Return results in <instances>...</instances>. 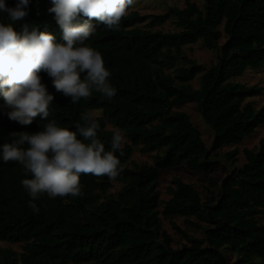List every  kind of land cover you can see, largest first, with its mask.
<instances>
[{
    "label": "trees",
    "instance_id": "16d2710c",
    "mask_svg": "<svg viewBox=\"0 0 264 264\" xmlns=\"http://www.w3.org/2000/svg\"><path fill=\"white\" fill-rule=\"evenodd\" d=\"M16 2L5 0L8 7ZM50 7V0H30L29 15L15 30L21 32L27 24L29 31H48L64 43ZM130 9L119 31L97 25L85 42L101 53L111 73L109 82L116 89L112 99L93 91L89 99L73 104L41 73L54 96L50 115L21 125L9 120L0 94V145L17 139L13 133L43 131L52 120L76 131L81 114L95 110L102 111L94 118L106 150H111L113 134L108 125L121 129L128 140L115 153L123 169L115 181L82 174V197L44 194L33 201L38 213L28 206L31 197L21 184L31 174L0 157V244L23 245L21 253L0 248V264H264V140L244 149L245 163L206 200L178 177L167 189V201L158 189L166 169L213 174L218 163L212 152L237 146L264 126V105L257 109L249 101L263 89L238 81L248 70L264 67V0H204L203 9L186 0L183 9L173 7L160 15ZM170 21L179 32L155 29ZM0 22H10L6 13H0ZM223 37L226 41L219 46ZM199 42L216 53L215 63L201 65L184 53V47ZM196 80L198 88L192 85ZM192 103L214 131L211 149L189 115L175 110ZM136 147L143 154L155 153L153 163L133 161ZM237 155L234 150L226 158L234 161ZM114 183L121 185L117 193H112ZM162 216L184 217L204 235L189 236L173 224L186 240L174 248Z\"/></svg>",
    "mask_w": 264,
    "mask_h": 264
},
{
    "label": "clouds",
    "instance_id": "9594fccd",
    "mask_svg": "<svg viewBox=\"0 0 264 264\" xmlns=\"http://www.w3.org/2000/svg\"><path fill=\"white\" fill-rule=\"evenodd\" d=\"M50 2L48 12L54 14L64 43L57 42L48 31H29L27 24L17 32L14 25L29 15L30 0H17L14 7L0 0V13H6L10 21L0 22V94L9 120L21 125H31L38 116L47 120L50 115L54 96L42 82L41 73L47 74L55 90L73 104L81 98L89 99L93 91L109 100L116 95L101 53L85 46V42L95 34L97 25L119 31L122 18L136 0ZM75 128L70 131L52 120L43 131L13 133L17 139L0 145L3 162H18L25 174H31L32 178L21 184L31 197L28 206L34 213L39 208L33 201L44 194L49 198L82 197V174L115 181L123 170L115 155L125 139L121 129H114L111 150H106L98 138L100 124L92 111L82 113Z\"/></svg>",
    "mask_w": 264,
    "mask_h": 264
},
{
    "label": "rangeland",
    "instance_id": "374dc122",
    "mask_svg": "<svg viewBox=\"0 0 264 264\" xmlns=\"http://www.w3.org/2000/svg\"><path fill=\"white\" fill-rule=\"evenodd\" d=\"M192 3L198 5L201 9L204 8V0H191ZM186 0H136L135 4L131 6L130 11H137L142 15L148 14H164L170 8L177 7L183 9L185 7ZM156 30H161L163 32H179L174 22H167L162 27L155 28ZM222 29V28H221ZM226 39L223 37L219 41V46L225 43ZM184 53L191 59L195 60L198 64L209 66L216 62V53L205 49L202 46V43L199 42L195 45L186 46L183 48ZM183 65L180 63L179 66ZM239 82L246 84L248 86L258 85L263 89L262 94L259 97L253 98L249 101H253L257 109L261 108L264 105V67L259 70H248L245 75L238 79ZM192 85L195 88H198V81L192 82ZM177 111L185 112L189 115L191 122L197 127L201 134L203 141L208 149L212 148L214 140V131L212 128L205 122L201 114L199 113L196 104H187L183 107L176 108ZM94 117H100L102 115L101 110L92 111ZM108 130L114 131V128L110 125L107 126ZM123 133V132H122ZM124 137L125 134L123 133ZM261 140H264V126L259 127L256 132L248 137L244 142L237 146H228L224 147L221 150L212 152L214 160L218 163L216 171L210 175L204 174H194L190 172L185 167H179L175 169H166L161 172L159 178L158 189L161 193V200L167 201L170 196L168 195L167 189L171 186L172 180L176 177L181 178L184 182L192 184L197 191L201 194L203 200L211 197L212 194L216 195L219 192V187L223 179L231 174L236 168H240L245 163V157L243 154L244 149H252L259 146ZM128 143L127 138L125 137L124 142L121 147ZM234 150H238V155L235 157V160H230L226 158V154L231 153ZM152 154H143L141 152V147L134 148L132 160L137 163H153ZM114 188L112 193H117L121 189V185L114 183ZM162 209V207L160 208ZM191 223H197L195 218L188 219ZM260 220L264 223V213L260 216ZM163 229L171 236L173 240L174 248H181L186 244V240L178 234L174 229L173 224L179 227L181 230L186 231L189 236L195 238H202L203 232L198 230L195 226L190 225L187 222V219L184 217H170L165 218L162 216ZM204 226V224H201ZM0 248H10L17 253L23 251L22 244H9L2 243ZM231 257V256H230Z\"/></svg>",
    "mask_w": 264,
    "mask_h": 264
}]
</instances>
